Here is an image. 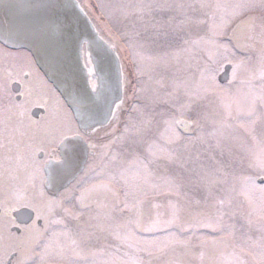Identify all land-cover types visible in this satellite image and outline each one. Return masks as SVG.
<instances>
[{"label":"snow or ice","instance_id":"snow-or-ice-1","mask_svg":"<svg viewBox=\"0 0 264 264\" xmlns=\"http://www.w3.org/2000/svg\"><path fill=\"white\" fill-rule=\"evenodd\" d=\"M0 264H264V0H0Z\"/></svg>","mask_w":264,"mask_h":264},{"label":"water","instance_id":"water-1","mask_svg":"<svg viewBox=\"0 0 264 264\" xmlns=\"http://www.w3.org/2000/svg\"><path fill=\"white\" fill-rule=\"evenodd\" d=\"M221 79H224V77H223V76H221Z\"/></svg>","mask_w":264,"mask_h":264}]
</instances>
